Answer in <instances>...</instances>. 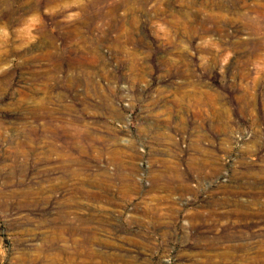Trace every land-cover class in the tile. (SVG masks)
I'll return each mask as SVG.
<instances>
[{
	"label": "rangeland",
	"instance_id": "rangeland-1",
	"mask_svg": "<svg viewBox=\"0 0 264 264\" xmlns=\"http://www.w3.org/2000/svg\"><path fill=\"white\" fill-rule=\"evenodd\" d=\"M0 264H264V0H0Z\"/></svg>",
	"mask_w": 264,
	"mask_h": 264
},
{
	"label": "bare ground",
	"instance_id": "bare-ground-1",
	"mask_svg": "<svg viewBox=\"0 0 264 264\" xmlns=\"http://www.w3.org/2000/svg\"><path fill=\"white\" fill-rule=\"evenodd\" d=\"M52 190V189H51Z\"/></svg>",
	"mask_w": 264,
	"mask_h": 264
}]
</instances>
